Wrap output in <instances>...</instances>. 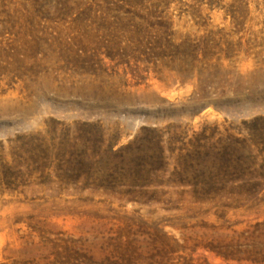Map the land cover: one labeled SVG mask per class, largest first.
Segmentation results:
<instances>
[{
	"label": "rangeland",
	"instance_id": "obj_1",
	"mask_svg": "<svg viewBox=\"0 0 264 264\" xmlns=\"http://www.w3.org/2000/svg\"><path fill=\"white\" fill-rule=\"evenodd\" d=\"M263 256L264 0H0V264Z\"/></svg>",
	"mask_w": 264,
	"mask_h": 264
},
{
	"label": "trees",
	"instance_id": "obj_2",
	"mask_svg": "<svg viewBox=\"0 0 264 264\" xmlns=\"http://www.w3.org/2000/svg\"><path fill=\"white\" fill-rule=\"evenodd\" d=\"M232 168L236 170V167H232ZM257 226H259V225H257ZM191 261H192V258H190V260L185 259V260L182 262V264H191ZM260 261H264V256H263V258H262ZM180 263H181V262H180ZM180 263H178V264H180Z\"/></svg>",
	"mask_w": 264,
	"mask_h": 264
}]
</instances>
